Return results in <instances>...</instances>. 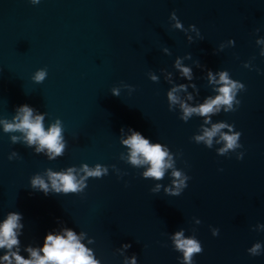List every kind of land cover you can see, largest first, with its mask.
Listing matches in <instances>:
<instances>
[{
  "label": "water",
  "instance_id": "95a60500",
  "mask_svg": "<svg viewBox=\"0 0 264 264\" xmlns=\"http://www.w3.org/2000/svg\"><path fill=\"white\" fill-rule=\"evenodd\" d=\"M0 264H264V0H0Z\"/></svg>",
  "mask_w": 264,
  "mask_h": 264
}]
</instances>
